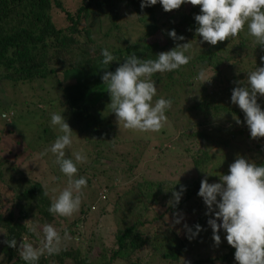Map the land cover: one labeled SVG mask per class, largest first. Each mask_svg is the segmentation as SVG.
<instances>
[{
    "label": "trees",
    "instance_id": "obj_1",
    "mask_svg": "<svg viewBox=\"0 0 264 264\" xmlns=\"http://www.w3.org/2000/svg\"><path fill=\"white\" fill-rule=\"evenodd\" d=\"M141 3L142 0H77L73 5L70 0H0V151L6 147L1 143L3 140L20 144L18 139L25 137L22 130L26 125H21V129L11 123L12 132L4 131L10 124L9 118L21 116L23 104H30L13 94L14 88L20 84H28L32 89L34 84H50L48 100H43L44 96H39V100L44 105L57 102L61 108L56 112L63 114L73 130V143L88 156L87 162L77 164L76 178L85 177L91 189L90 197L80 207V215L73 219L54 216L48 211L53 198L46 187L48 176L43 173V178L35 179L24 171L17 174L0 156V264H27L20 258L18 249L8 247L4 241L15 238L19 245L26 237L38 247L44 224L81 238L80 224L93 211L116 228L110 247L101 249L91 243L92 255L86 254L82 246L64 247L56 254L45 253L37 264H151L156 261L238 264L236 250L227 243V234L222 228L221 243L216 245L213 240L208 220L215 219V213L206 215L207 206L198 192L205 176L209 183H217L220 175L229 174V166L238 157L232 148L233 139L245 138L248 151L254 155L251 161L264 164V137L251 138L245 114L231 101L232 90L242 86L234 82L246 81L247 72L264 67V49L258 51L253 44H248L247 31L215 46L204 42L196 35L195 15L200 14V6L185 3L178 10L166 12L159 2L143 9ZM173 29L185 40H173L168 35ZM188 42L192 44L185 53L192 57L189 64L152 76L157 87L154 100L163 97L173 102L166 111L167 121L161 137L152 139L149 133L144 136L140 131L121 129L113 117L93 113L91 108L97 105L104 106V112L111 110L108 107L111 97L102 81L105 71L114 72L132 53L141 59H156L158 53ZM103 49L116 57L108 66L102 64ZM192 49H198L194 57L190 54ZM201 69H209L207 78H212L203 84L196 78ZM195 87L198 92L191 97L189 93ZM184 101H190L183 109L190 117L179 125L180 114L184 113L178 106ZM257 102L264 110V97L258 95ZM31 104L37 103L31 101ZM173 111L176 122L171 117ZM223 116L229 120L228 126L219 124ZM42 118L37 130L36 126L26 127L35 133L28 140L30 152L36 146L40 151L62 134L58 127L51 125L50 117ZM237 118L241 123H237ZM179 128L191 129V132L185 133ZM117 129L127 132L125 139ZM160 139H164L161 145L154 144ZM197 139L200 147L195 142ZM123 140L132 142L126 147L127 152L119 148ZM67 153L71 156L70 151ZM183 157L187 159L181 165ZM115 161L129 163L132 169L143 163L139 167L143 175L151 169L161 180L158 185L153 179L136 180L126 190L119 191L121 181L115 183L116 177L109 174V165ZM104 164L106 169L97 167ZM184 164L189 166L188 170L183 169ZM180 169L188 175L194 171L196 175L184 179L161 176V172L173 175ZM98 170H102L100 177ZM214 170L218 174L213 176ZM95 178H99L98 183H94ZM182 187L185 190L179 204L169 206L173 191L179 192ZM100 203V210L95 211ZM177 213L181 218L179 224L175 223ZM26 221L30 222L25 226ZM185 224L193 231L199 224L202 230L189 240Z\"/></svg>",
    "mask_w": 264,
    "mask_h": 264
},
{
    "label": "clouds",
    "instance_id": "obj_2",
    "mask_svg": "<svg viewBox=\"0 0 264 264\" xmlns=\"http://www.w3.org/2000/svg\"><path fill=\"white\" fill-rule=\"evenodd\" d=\"M158 2L166 12L178 10L185 3L200 6V14L195 15L198 24L196 35L213 46L238 37L245 26L247 34L255 38L256 44L264 46V0H142L141 8L154 6ZM168 35L173 40H185L174 29ZM191 47V42L177 44L171 50L158 53L156 59H141L132 53L114 72H104L102 81L111 97L108 107L115 113L119 127L122 125L124 129L157 132L164 126L167 121L166 111L171 109L173 102L163 97L154 100L157 87L152 76L156 73L173 72L189 64L192 57L185 53ZM102 56L104 66L116 61V57L108 49L102 50ZM196 78L202 84L212 79L207 78L205 69H201ZM234 83L242 86L232 90L231 101L245 114L251 138L264 137V110L257 102L258 95L264 97V67H256L247 72L246 81ZM4 118L7 119V114ZM237 123H241L238 118ZM51 125L58 127L62 134L45 150V154L50 151L55 155V163L67 177L68 186L52 198L48 211L54 216L71 217L79 211L83 189L87 187L85 177L76 178L77 164L85 163L87 156L81 150L72 153L74 159L66 158L65 150L72 147L73 130L63 114L52 113ZM184 190L182 187L179 192L173 191L169 206L179 204ZM43 194L47 196L48 192L44 189ZM198 195L207 206L206 215L215 213V219H209L208 224L213 229L216 245L221 243L219 232L222 228L227 234V243L236 250L235 261L238 264H264V164L258 165L238 156L229 166V174L220 175V182L209 183L205 176ZM176 215L178 218L175 223L179 224L181 218L178 213ZM29 222L26 221L25 226ZM184 227L189 240L202 230L199 224L195 225V231L187 224ZM42 231L43 239L38 247L29 243L26 237L22 238L19 245L15 238L4 243L10 248L18 249L20 258L27 264H37L45 253H58L62 243V237L53 225L44 224ZM64 238H69L67 231Z\"/></svg>",
    "mask_w": 264,
    "mask_h": 264
},
{
    "label": "rangeland",
    "instance_id": "obj_3",
    "mask_svg": "<svg viewBox=\"0 0 264 264\" xmlns=\"http://www.w3.org/2000/svg\"><path fill=\"white\" fill-rule=\"evenodd\" d=\"M76 1L77 0H70V2H72L73 5L76 3ZM244 31H247V28H245ZM247 36H249V35H247ZM254 39H255L254 37L250 36V37L246 38V41L248 42V44H253L254 47H256V49H258V51L261 50V48L264 49L263 46L257 45ZM197 52H198V49H192L190 51V54L194 57L197 54ZM224 54H226V52H224ZM228 54H229V52H228ZM207 71L209 72V69H206V72ZM208 72H207V74H208ZM196 86H199V84L196 83ZM51 87L52 86L50 84L43 83L41 85L34 84L33 89L30 88V86L28 84H20L18 88H14L13 94H18L17 96H19L22 99H25V101L27 103H30V104L29 105L23 104L24 113L21 116L16 117V118H9L10 124H9V126L4 128L5 129L4 131L6 133L12 132L11 123H16V125L18 124L20 126V128H21V125L22 126L26 125V127H27V125H30L31 128L36 126V130H37V125H39L44 120V118H42V116L44 117V115H45V116L51 118L52 113H57L56 111L61 110V108L58 107L57 102H54L52 105H50V104L44 105L39 100L40 99L39 96H44L43 100H48L50 93H51V91H50ZM195 91L198 92V89H196V87L192 92L189 93V95H191V97H193ZM207 91L211 92V90L208 87H207ZM58 92L59 91H57V93ZM31 101L37 103L38 107H37V104H31ZM108 101H109V103H111V98H109ZM189 102L184 101V102H182L181 106H178V109H180L184 113V114H180L182 118H180V120L178 119V122H180L179 125H182V123L184 124L187 122L186 118L189 116V113H187V111H185L183 109L187 108L190 105ZM97 108H98V110H96ZM178 109H176V110H178ZM91 110L93 111L94 114H97L99 116L106 117V115H107V117L108 116L113 117L116 121L115 113H112L111 110H109L108 112H104L105 111L104 106L97 105V106L91 108ZM175 111H173L171 114V117L175 120L173 122H176V115L174 114ZM224 117L225 116L220 117L219 124L222 126H228L229 120L227 121V119H225ZM11 121H13V122H11ZM222 121H224V122H222ZM116 123H117V121H116ZM26 127H24V130L26 129L25 132H24V130H22V132H23L22 134L24 135V133H25V137H21L20 139H18V140H20V144H17L14 140H12V141L3 140L1 142V143L5 144L6 147L0 151V156L3 159H5L9 165L14 167L13 172H17V174L20 171H24L29 175V177L39 179V178H43V173H45L48 176V178H46V179L49 180L46 187L50 191L51 196L56 197L59 195V192L61 190H63L64 188H66L68 186V182H67L66 177H62L63 174H61V171L59 170L58 164L55 163V160H56L55 155L52 154L50 151L47 152V154H45V150L50 148V146L54 143L55 140L48 143L45 147H41L40 151H37V146H36V148H33L30 152V150L27 148V145H29L31 143L28 140L31 139L35 133H33V130L31 128H26ZM118 127H119V125H118ZM178 127H180V126H178ZM120 128L122 129L123 126L121 125ZM165 128H167V127H165ZM121 129H117V133L119 135H121L122 139H125L126 138L125 134L127 132L125 130H121ZM185 129L186 128H179V131H185V133L191 132V129L190 130H188V129L185 130ZM162 131H163V129L161 128L157 132H151V131L142 132V135L146 136L147 133H149L150 137L152 139H156L159 136L161 137ZM128 135H130V134H128ZM130 136H132V135H130ZM29 137H31V138H29ZM135 137L138 138L137 135ZM238 137H241V136H238ZM56 138L57 137H55V139ZM162 140H164V139H160L159 142L154 143V144L161 145ZM123 141H128V140H123ZM123 141H122V144H119V148H121V149L124 148V150L126 151V147L131 146L132 142L131 141L123 142ZM195 142H196L198 147L201 146V143L199 142L198 139ZM185 146L188 147V145H185ZM197 146H194L195 149ZM232 148L234 149V152L237 156H243L244 158L248 159L249 161H251V159H253L254 155L252 156V154L248 151V149L246 147V143H245V138L237 139V140L233 139ZM65 151H66V157L68 156L67 151H70L71 156H72L73 152H80V150L77 148V145L75 143H72V147L69 149H66ZM71 156H68V157H71ZM72 158L74 159L73 156H72ZM185 159H187V157L181 158V165L184 163ZM103 160L104 159H102V161ZM145 160H147V159H145ZM145 160H144V162H145ZM87 161H88V159H87ZM219 166H222V165H219ZM97 167L101 168V169L102 168L106 169L105 164L104 165H97ZM139 167L132 169L129 163H121L118 161H115L109 165V174L116 177L113 179L115 181V183H118L121 181L119 191L120 190H126L136 180H139L138 182H143L145 180L153 179L154 181H156V184L158 185V183L161 180L160 178L156 177L158 174H154V172L151 169H148V170L146 169L147 171H145V173L143 175L142 170H140ZM183 167H184L183 169H185V170H188V168H189V166H186L185 164L183 165ZM107 168H108V166H107ZM183 169H180V170L173 172V175H171V174L165 175L164 173L161 172V176L168 177V178H171L172 176H174L173 178L177 177L176 179H184L186 177L196 175V173L194 171L191 173L189 172L190 174L188 175L182 171ZM101 171L102 170H98L99 177H100V175H103L101 173ZM216 174H218V171L214 170L213 176ZM98 179L99 178H95L94 183H98L99 182ZM156 179H158V180H156ZM53 190H55V191H53ZM84 191L85 192L83 193V196H82L81 205L91 195L90 187L84 188ZM103 200H105V198ZM105 201H103V202H105ZM102 203H100L96 206L95 211L100 210ZM80 213H81V210L79 209L78 212L74 213L69 218L73 219L76 216L80 215ZM99 216H100V214H98V212L94 213V211H93V214L86 217L85 222L83 224H80L81 233H83V236L81 238L80 237H73L72 235L68 234L69 238L65 239L64 238L65 232H62V233L59 232L61 237H62V243L60 244V248L72 247V246H75V247L82 246L85 249L86 254L92 255L93 252H92V249H90L91 243L99 245V247L101 249H104V248L106 249L107 247H110L112 245V241H113L114 235L116 233V228L114 226L112 227L111 224L108 225L107 220L104 216H102V217H99ZM1 237H2V231L0 230V238ZM162 263L165 264L162 261L151 262V264H162Z\"/></svg>",
    "mask_w": 264,
    "mask_h": 264
}]
</instances>
